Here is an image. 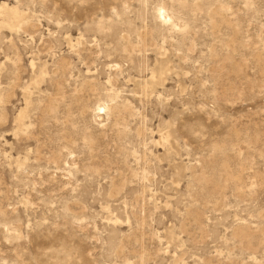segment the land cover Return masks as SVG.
<instances>
[{"label": "rangeland", "instance_id": "obj_1", "mask_svg": "<svg viewBox=\"0 0 264 264\" xmlns=\"http://www.w3.org/2000/svg\"><path fill=\"white\" fill-rule=\"evenodd\" d=\"M0 264H264V0H0Z\"/></svg>", "mask_w": 264, "mask_h": 264}, {"label": "bare ground", "instance_id": "obj_2", "mask_svg": "<svg viewBox=\"0 0 264 264\" xmlns=\"http://www.w3.org/2000/svg\"><path fill=\"white\" fill-rule=\"evenodd\" d=\"M163 15H166V13H164ZM100 110L102 111V110H104V108L103 107H100Z\"/></svg>", "mask_w": 264, "mask_h": 264}]
</instances>
